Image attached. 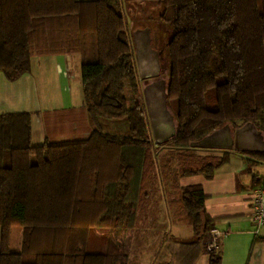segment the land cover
<instances>
[{"label": "trees", "instance_id": "obj_1", "mask_svg": "<svg viewBox=\"0 0 264 264\" xmlns=\"http://www.w3.org/2000/svg\"><path fill=\"white\" fill-rule=\"evenodd\" d=\"M157 1L176 122L162 143L150 132L122 0H0V72L12 80L30 71L32 52L79 53L91 126L83 138L32 145L29 113L0 114V264H128L113 236L89 251L90 231L134 228L155 180L179 193L174 213L194 234L184 244L203 249L213 227L205 194L179 179H210L227 162L228 150L189 145L213 129L252 122L264 133V0ZM122 118L126 135L100 126ZM242 154L247 169L264 163V152ZM261 186L264 175L254 174L251 187ZM14 225L23 228L20 252L8 249ZM207 254L220 264L219 248Z\"/></svg>", "mask_w": 264, "mask_h": 264}, {"label": "crops", "instance_id": "obj_2", "mask_svg": "<svg viewBox=\"0 0 264 264\" xmlns=\"http://www.w3.org/2000/svg\"><path fill=\"white\" fill-rule=\"evenodd\" d=\"M80 62L81 56L76 52H32L30 71L12 80L0 72V114L29 113L32 145L59 141L57 137L66 136L62 131L66 126L78 138L86 137L91 131L83 105ZM50 126L57 131L53 135L55 140H50L47 129ZM228 151L227 162L215 169L212 178L187 175L179 179V184L202 188L205 211L213 218L212 228L220 239V264H264V224L254 232L251 220L252 176L264 173L262 168H245L242 151ZM22 233L19 225L11 228L9 251H21ZM201 253L204 252L197 253L193 264ZM205 254L201 257L202 264H208V254Z\"/></svg>", "mask_w": 264, "mask_h": 264}, {"label": "rangeland", "instance_id": "obj_3", "mask_svg": "<svg viewBox=\"0 0 264 264\" xmlns=\"http://www.w3.org/2000/svg\"><path fill=\"white\" fill-rule=\"evenodd\" d=\"M122 6L125 21L130 27L131 41L132 33L142 30L149 31L148 35H145V39L151 35L154 42L157 40L166 41V29L158 21L161 8L157 0H122ZM141 91L147 113V102L153 104L152 96L149 92H143L142 86ZM167 106L169 110L174 111V99H168ZM100 126L105 132L128 134L125 118L101 119ZM47 129H49L48 133L51 134L50 140H55L53 135L57 131L51 126ZM62 131L66 136L57 137L59 141L79 137L77 133L72 132L69 126L63 127ZM194 150L198 153L215 154L224 149L195 148ZM252 168L257 170L262 168V173H264V163L254 164ZM149 189V195L143 201L142 209L138 212L136 226L131 229H121L118 232L109 228L91 229L89 251L104 250L105 240L107 237L113 236L114 239L122 243L123 251L127 252L128 264H191L193 262L197 251L194 252L195 247L191 244H184L194 238L191 225L183 219L179 220L178 214L174 213L175 208H182L179 193L163 186L158 180H155ZM208 240H210V235L207 233L203 241V249L201 248V252H204L201 253L202 258L207 253L205 245ZM216 249L211 252H215ZM198 257L194 264H202L201 257L199 259Z\"/></svg>", "mask_w": 264, "mask_h": 264}, {"label": "water", "instance_id": "obj_4", "mask_svg": "<svg viewBox=\"0 0 264 264\" xmlns=\"http://www.w3.org/2000/svg\"><path fill=\"white\" fill-rule=\"evenodd\" d=\"M142 31L149 32L148 30ZM142 31H135L132 33L134 57L136 59L135 62L140 80L154 77L158 74L156 72L147 73L144 71L146 59L143 56V51L146 42H144L145 38L143 36H141L140 39L136 37V35H139ZM142 90L143 92L151 93L152 96L153 104L147 102V116L153 141L155 143L165 142L176 133V122L167 106L168 94L166 91V84H149L142 86ZM189 145L198 148L264 152L262 132L258 130L252 122H245L235 128H231L229 124H224L213 129L200 139L191 141Z\"/></svg>", "mask_w": 264, "mask_h": 264}, {"label": "flooded vegetation", "instance_id": "obj_5", "mask_svg": "<svg viewBox=\"0 0 264 264\" xmlns=\"http://www.w3.org/2000/svg\"><path fill=\"white\" fill-rule=\"evenodd\" d=\"M145 35H148V33L142 31L141 33H139V35H136V37L137 39H140L141 36L145 37ZM144 42H146L143 51V56L146 59V63L144 65L145 68L143 67L144 71L147 73L156 72L158 74L154 77L141 80V86H146L149 84H166L167 67L163 56L164 47L160 45L158 46L157 41L154 42V39L153 37H151V35L149 36V38L147 37Z\"/></svg>", "mask_w": 264, "mask_h": 264}, {"label": "built area", "instance_id": "obj_6", "mask_svg": "<svg viewBox=\"0 0 264 264\" xmlns=\"http://www.w3.org/2000/svg\"><path fill=\"white\" fill-rule=\"evenodd\" d=\"M252 214L251 220L255 226L254 232L257 228L264 224V186L258 187L252 191ZM210 240L205 245L207 253L219 247L220 239L215 228H211L208 232Z\"/></svg>", "mask_w": 264, "mask_h": 264}]
</instances>
